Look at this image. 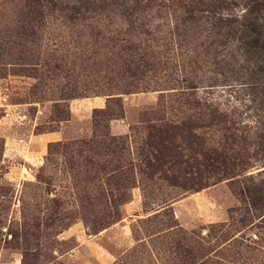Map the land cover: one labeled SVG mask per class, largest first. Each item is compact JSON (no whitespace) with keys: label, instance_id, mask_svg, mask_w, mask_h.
<instances>
[{"label":"rangeland","instance_id":"374dc122","mask_svg":"<svg viewBox=\"0 0 264 264\" xmlns=\"http://www.w3.org/2000/svg\"><path fill=\"white\" fill-rule=\"evenodd\" d=\"M257 6L0 0V264H264Z\"/></svg>","mask_w":264,"mask_h":264},{"label":"trees","instance_id":"16d2710c","mask_svg":"<svg viewBox=\"0 0 264 264\" xmlns=\"http://www.w3.org/2000/svg\"><path fill=\"white\" fill-rule=\"evenodd\" d=\"M94 2H92L91 4H84L83 6H81L82 8H85L87 6V8H89L86 11H89L90 9L94 10ZM110 5V4H109ZM100 8H104L103 5L98 4L95 9H100ZM83 10V9H82ZM77 11V10H76ZM81 10H78L77 12L79 13ZM248 16H250L251 21L253 20V16L255 17L254 20L258 21L259 19H263L264 16H262V12L260 11V8L257 6L256 8H253L252 10H250V13L248 14ZM252 32L255 33L256 37L254 38V40L250 42L252 43H246V45L249 47L248 53L251 52L253 55H263L264 53V40H262L261 38L264 36V31L262 29H260L258 32L257 30H251ZM122 106L120 107V111L122 113ZM258 193V191H257ZM245 194H247V197L252 201V203H250V207L252 208V210L254 211V213H256V211H259L260 213H262L260 216L264 217V203H262V199H257L255 193H253V191H247L245 192ZM258 201V202H255ZM236 211V210H235ZM234 211V212H235ZM260 216H256V217H260ZM234 219L232 218V220L230 221L232 224L230 225H222L220 226L221 228H232L233 226H235L234 224ZM243 221L241 220L240 223H242Z\"/></svg>","mask_w":264,"mask_h":264},{"label":"crops","instance_id":"0c3cea01","mask_svg":"<svg viewBox=\"0 0 264 264\" xmlns=\"http://www.w3.org/2000/svg\"><path fill=\"white\" fill-rule=\"evenodd\" d=\"M100 99L98 100H95V105L100 108V107H103L102 104H101V101ZM60 137V133L59 132H54V133H45V134H42V135H39L38 137H36L39 141V145L42 147H45L47 145V143H50L52 140V142H55L59 139ZM54 138H57L56 140H54ZM9 146V145H8ZM8 151H9V148H7Z\"/></svg>","mask_w":264,"mask_h":264}]
</instances>
